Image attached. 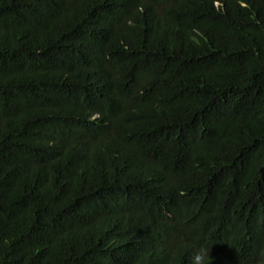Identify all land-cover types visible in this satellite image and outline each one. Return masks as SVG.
I'll use <instances>...</instances> for the list:
<instances>
[{"label": "trees", "instance_id": "trees-1", "mask_svg": "<svg viewBox=\"0 0 264 264\" xmlns=\"http://www.w3.org/2000/svg\"><path fill=\"white\" fill-rule=\"evenodd\" d=\"M264 264V0H0V264Z\"/></svg>", "mask_w": 264, "mask_h": 264}, {"label": "clouds", "instance_id": "clouds-1", "mask_svg": "<svg viewBox=\"0 0 264 264\" xmlns=\"http://www.w3.org/2000/svg\"><path fill=\"white\" fill-rule=\"evenodd\" d=\"M194 264H206V253L200 251L194 256Z\"/></svg>", "mask_w": 264, "mask_h": 264}]
</instances>
